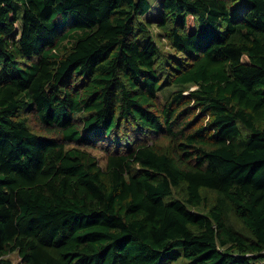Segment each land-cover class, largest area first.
<instances>
[{
	"label": "trees",
	"instance_id": "16d2710c",
	"mask_svg": "<svg viewBox=\"0 0 264 264\" xmlns=\"http://www.w3.org/2000/svg\"><path fill=\"white\" fill-rule=\"evenodd\" d=\"M151 8L0 0V264H264V0Z\"/></svg>",
	"mask_w": 264,
	"mask_h": 264
},
{
	"label": "rangeland",
	"instance_id": "374dc122",
	"mask_svg": "<svg viewBox=\"0 0 264 264\" xmlns=\"http://www.w3.org/2000/svg\"><path fill=\"white\" fill-rule=\"evenodd\" d=\"M150 1H151L152 8L149 11V13H147L145 16H141V19L152 21L151 30L155 37V40L160 45L161 52L163 55L166 54L168 56L180 57L181 54L177 53L172 47L169 46L166 39L160 36L161 30L156 24V20L159 18L160 12H161L162 0H150ZM176 88H178V86L173 85L172 87L164 91H161L160 92L161 98L165 100L169 96L170 92ZM9 258H11L14 262H17V263L20 262V256L17 251L12 252L9 255Z\"/></svg>",
	"mask_w": 264,
	"mask_h": 264
}]
</instances>
